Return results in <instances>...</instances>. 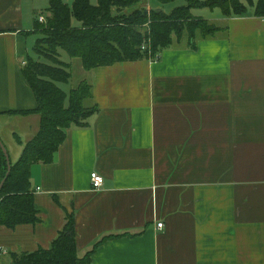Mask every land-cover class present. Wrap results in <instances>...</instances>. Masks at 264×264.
<instances>
[{
	"label": "crops",
	"instance_id": "crops-1",
	"mask_svg": "<svg viewBox=\"0 0 264 264\" xmlns=\"http://www.w3.org/2000/svg\"><path fill=\"white\" fill-rule=\"evenodd\" d=\"M156 1L144 5L165 11ZM38 2L0 0V140L11 164L40 126L37 113H19L36 108L20 66L36 57ZM219 12L209 19L223 29L194 46L184 38L156 61L85 70L97 110L66 129L51 162L31 165L39 220L0 225V264L47 249L66 213L91 264H264V17Z\"/></svg>",
	"mask_w": 264,
	"mask_h": 264
},
{
	"label": "trees",
	"instance_id": "trees-1",
	"mask_svg": "<svg viewBox=\"0 0 264 264\" xmlns=\"http://www.w3.org/2000/svg\"><path fill=\"white\" fill-rule=\"evenodd\" d=\"M144 0H49L44 21L35 20L40 36L33 45L37 56L27 55L20 66L36 99V108L20 111L39 115V129L27 141L0 192V225L14 228L21 223L39 220L34 208L30 184L31 165L48 163L65 140V131L72 125L84 126L87 116L97 109L88 105L92 99L90 81L82 79L65 91L59 83H69L71 62L79 59L82 68L90 70L116 61L139 58L158 60L160 52L173 42L187 38L190 46L196 39L210 38L222 26L197 17L192 9L219 8L222 15H244L248 7L264 17V0H184L165 12L161 8L140 5ZM161 4L173 0H157ZM140 3V4H138ZM138 4V5H137ZM78 22L75 24L73 21ZM69 58H61L62 52ZM6 160L0 149V181L6 173ZM91 256L77 254L73 213L65 214L61 230L47 249L9 253L5 264H91Z\"/></svg>",
	"mask_w": 264,
	"mask_h": 264
},
{
	"label": "rangeland",
	"instance_id": "rangeland-1",
	"mask_svg": "<svg viewBox=\"0 0 264 264\" xmlns=\"http://www.w3.org/2000/svg\"><path fill=\"white\" fill-rule=\"evenodd\" d=\"M48 1V2H47ZM96 1L97 0H93V4H96ZM63 2H66V4H71L72 3V0H63ZM145 0L144 1H142L141 2V4L140 3H138V4H140V5H144L145 3ZM182 3V5H185V1L184 0H175V1H170V3H165V4H161V3H158V1H156V3L157 4H159V5H162V6H166V10L165 11H167V12H170L171 11V9H170V7L169 6H171L172 4H176V5H178L179 3ZM48 3H49V0H39V2H38V9L39 10H41V11H43L42 12V14H44V15H46V7H47V5H48ZM137 4V5H138ZM214 11V12H213ZM220 10H219V8H215L214 10H211V9H209V8H207V7H204V8H200V9H195L194 8V10L193 11H191V12H193V14L194 15H196L197 17H203V18H206L205 16H207L208 18H206V19H209L210 17L212 18V19H214V15L216 14V16L217 15H219L220 14V12H219ZM212 19H209L210 21H212ZM75 24H78V22H76L75 20L73 21ZM213 23H219L220 24V22H218V20L216 21H212ZM40 36L39 35H36V37H34L35 39L37 38H39ZM34 38H31L30 39V42L31 41H34L35 39ZM31 45H32V43H29V45H28V47H31ZM62 52V56H61V58L64 60V59H69L68 58V56L65 54V52L64 51H61ZM37 57V56H36ZM35 57V58H36ZM74 61L72 62V68H71V71H72V74H71V78H70V80H69V83H59V85L63 88V89H65L66 91H68L69 90V88H71V86H75L76 84H78L83 78H85V76H86V72L85 71H83V68H82V65H81V63H80V60L79 59H73ZM70 61V60H69ZM16 126L18 127V129H20V126H18L17 124H16ZM0 132H1V138H2V140L4 141V142H8V129L7 128H5L4 126L1 128V130H0ZM3 142V143H4ZM5 144V143H4ZM6 148V147H5ZM11 260V258L9 259V261Z\"/></svg>",
	"mask_w": 264,
	"mask_h": 264
},
{
	"label": "built area",
	"instance_id": "built-area-1",
	"mask_svg": "<svg viewBox=\"0 0 264 264\" xmlns=\"http://www.w3.org/2000/svg\"><path fill=\"white\" fill-rule=\"evenodd\" d=\"M38 21H44V17L40 15L38 17ZM90 182L91 187L93 190H99L103 186V177L102 175L97 171H91L90 172ZM163 226V223H157V227L161 228ZM0 253H2V249L0 248Z\"/></svg>",
	"mask_w": 264,
	"mask_h": 264
},
{
	"label": "water",
	"instance_id": "water-1",
	"mask_svg": "<svg viewBox=\"0 0 264 264\" xmlns=\"http://www.w3.org/2000/svg\"><path fill=\"white\" fill-rule=\"evenodd\" d=\"M0 149L2 150L3 156H5L6 170H7L5 175H4V177L0 181V192H1V189L3 187V183L6 180V178L8 177L10 171H11L10 170L11 169V161H10V157L8 156L7 149L5 148V145H4L3 141H1V140H0Z\"/></svg>",
	"mask_w": 264,
	"mask_h": 264
}]
</instances>
